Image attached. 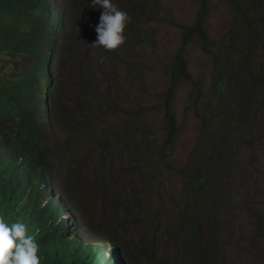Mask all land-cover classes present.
<instances>
[{
  "label": "trees",
  "instance_id": "trees-1",
  "mask_svg": "<svg viewBox=\"0 0 264 264\" xmlns=\"http://www.w3.org/2000/svg\"><path fill=\"white\" fill-rule=\"evenodd\" d=\"M61 1L63 13L53 15L52 0H0V150L26 171L56 176L85 228L118 243L131 261L167 264L175 253L171 264H215L221 250L204 235L202 219L205 227H218L220 220L215 211L209 217L195 209L200 197L208 195L209 206H214L225 196L230 155L224 146L230 134L220 139L196 102L202 93L223 94L212 111L215 119L224 116L221 129L229 131L239 119L227 111L232 103L250 122L246 100L251 90L245 89L235 101L227 98V89L257 81L264 100V77L248 69L250 63H260L264 76V49L254 41L260 25L264 32V19L255 20L247 11L244 15L234 0H222L233 19L211 43L201 21L206 0H195L199 10L191 24L177 23L168 11L161 14L159 0H112L131 22L125 44L107 52L92 46L103 9L91 7L94 0ZM241 1L264 13V0ZM153 22L180 31L179 44L168 58L157 56ZM192 36L213 62L206 86L192 79L184 57ZM51 51L57 65L49 62ZM157 70L168 75V87L152 104L143 93ZM179 82L190 86L188 97L199 120L196 136L202 141L196 139V153L182 166L170 161L178 126L169 100ZM203 105L207 109V103ZM151 110L162 111L167 124L161 143L146 115ZM167 170L177 175L181 191L157 206L153 196L162 182L155 180ZM163 211L169 220L161 259L155 246ZM252 221L251 239L263 241V217L255 211Z\"/></svg>",
  "mask_w": 264,
  "mask_h": 264
},
{
  "label": "rangeland",
  "instance_id": "rangeland-1",
  "mask_svg": "<svg viewBox=\"0 0 264 264\" xmlns=\"http://www.w3.org/2000/svg\"><path fill=\"white\" fill-rule=\"evenodd\" d=\"M159 4L161 14L168 11L177 22L181 23L190 22L197 9L195 0H159ZM230 19V10L226 2L206 0L203 23L211 40L215 41L219 38L222 28L230 22ZM151 25L158 42L157 56L168 58L179 44V29L164 23L153 22ZM184 57L192 79L206 86L213 62L199 50L198 43L194 39L186 43ZM152 75L151 86L145 88L143 97L154 104L159 101L158 95L168 87V75L164 70H157ZM189 89L190 86L179 82L174 86L171 94L170 111L178 126L170 156L172 165L182 166L188 156L196 153L195 141L198 132L196 122L199 120L193 115L192 100L188 97ZM227 91L228 99L236 95V89L233 87ZM216 99L223 100V94L208 96L202 93L196 102L199 113L204 112L209 121H213L214 132L219 130L221 124L220 119L212 117ZM204 102L208 105L207 109H204ZM252 109L255 120L251 125L250 122L237 119L231 128V136L235 138L229 144L228 176L223 185L225 196L214 206H209L212 199L208 195L200 197L198 199L200 203L195 209V213L199 215L209 216L210 212H216L215 217L220 220V226L205 227L207 221L202 219L204 235L207 237L215 234L218 239L228 238L224 247V257L232 264L264 263V240L251 239L253 221L249 217V214L257 211L264 218V107L259 104L257 96L253 98ZM146 115H149L153 121L156 142L161 143L166 133L162 111L151 110ZM155 181H161L162 184L156 185L157 195L153 196L154 205L158 206L163 200H168V195L175 197L180 194L179 179L174 172L164 171ZM161 196L163 199L160 198ZM158 218L160 225H158L159 237L155 246V255L161 257L167 238L164 232L169 220L167 211H163ZM160 231L163 234L160 235ZM148 263L153 264V259H149Z\"/></svg>",
  "mask_w": 264,
  "mask_h": 264
},
{
  "label": "clouds",
  "instance_id": "clouds-1",
  "mask_svg": "<svg viewBox=\"0 0 264 264\" xmlns=\"http://www.w3.org/2000/svg\"><path fill=\"white\" fill-rule=\"evenodd\" d=\"M234 2L244 15L247 11L252 14V18L255 20L261 17L264 19L261 7L256 8L254 4V7L251 8L241 0H234ZM96 6H100L103 11L100 15V22L95 28L97 41L92 46L103 48L107 52H115L126 42L125 30L131 22V17L126 11L120 10L112 3V0H94L91 7L95 8ZM228 7L231 15L230 21H232V10L229 5ZM198 10L199 4L197 3L193 19L188 23H177L191 24L195 20ZM52 12L53 15L63 13L61 0H52ZM205 14L206 3L201 21L210 42L215 43L222 36L224 27L229 23L222 28L219 38L213 41L203 23ZM169 26L172 27V25ZM255 32L257 33V39L254 40L257 42L256 45L264 49L262 25ZM252 36H254V32ZM191 39H194L199 47L197 37L192 36ZM235 39H238V36ZM259 54L262 53L259 52ZM48 57L49 62L57 65L56 54L53 51L48 53ZM103 59L101 57V62ZM259 68L260 63H250L248 66L252 74L263 78ZM234 88L236 95L231 99L235 101L240 99L237 95L245 89L251 90L246 100L247 114L251 125L255 120L252 109L253 98L257 96L259 104L264 107L261 88L257 85V81H253L245 87L234 85ZM210 95L213 94L210 93ZM227 111L235 118L245 120L244 111L237 103H232ZM219 119L221 120L219 130L214 133L220 139H224L230 134L231 142L235 138L231 136L232 129L229 131L221 129V126L225 125L223 123L225 118L222 115ZM166 125L165 123V130ZM230 142L224 146L228 155H230ZM226 164L228 172V162ZM0 167L2 173L0 174V264H138L127 257L123 247L118 243L107 237L95 236L93 232L85 228L56 176L39 170L37 172L26 171L21 168L19 162L8 156L3 150H0ZM249 217L254 219V213L249 214ZM207 237L212 241H217L221 250V256L214 263L232 264L224 257V247L228 238L218 239L215 234ZM174 257L175 253L169 258L167 264H171ZM160 258L163 259V254ZM190 264L195 263L190 261Z\"/></svg>",
  "mask_w": 264,
  "mask_h": 264
}]
</instances>
